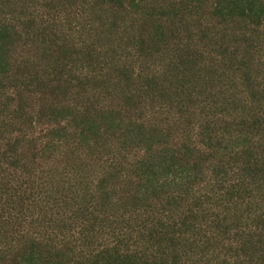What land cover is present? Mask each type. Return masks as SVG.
Segmentation results:
<instances>
[{"label":"rangeland","instance_id":"obj_1","mask_svg":"<svg viewBox=\"0 0 264 264\" xmlns=\"http://www.w3.org/2000/svg\"><path fill=\"white\" fill-rule=\"evenodd\" d=\"M0 264H264V0H0Z\"/></svg>","mask_w":264,"mask_h":264}]
</instances>
